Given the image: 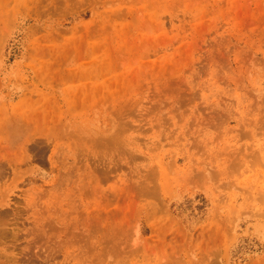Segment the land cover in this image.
<instances>
[{
  "label": "rangeland",
  "instance_id": "1",
  "mask_svg": "<svg viewBox=\"0 0 264 264\" xmlns=\"http://www.w3.org/2000/svg\"><path fill=\"white\" fill-rule=\"evenodd\" d=\"M0 264H264V0H0Z\"/></svg>",
  "mask_w": 264,
  "mask_h": 264
}]
</instances>
